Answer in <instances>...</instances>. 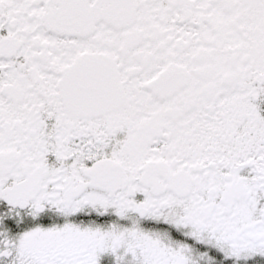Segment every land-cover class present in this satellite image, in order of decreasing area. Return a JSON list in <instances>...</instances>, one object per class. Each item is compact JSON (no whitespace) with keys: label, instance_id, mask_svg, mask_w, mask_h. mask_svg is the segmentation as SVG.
I'll list each match as a JSON object with an SVG mask.
<instances>
[{"label":"snow or ice","instance_id":"6c2138e0","mask_svg":"<svg viewBox=\"0 0 264 264\" xmlns=\"http://www.w3.org/2000/svg\"><path fill=\"white\" fill-rule=\"evenodd\" d=\"M0 264H264V0H0Z\"/></svg>","mask_w":264,"mask_h":264}]
</instances>
